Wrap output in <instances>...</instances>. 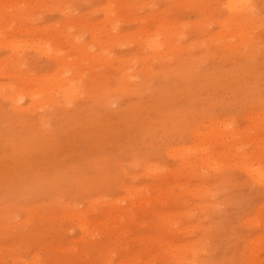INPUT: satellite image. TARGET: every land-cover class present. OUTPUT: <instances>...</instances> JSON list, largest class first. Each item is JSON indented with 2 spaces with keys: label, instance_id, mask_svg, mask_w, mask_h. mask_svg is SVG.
<instances>
[{
  "label": "rangeland",
  "instance_id": "rangeland-1",
  "mask_svg": "<svg viewBox=\"0 0 264 264\" xmlns=\"http://www.w3.org/2000/svg\"><path fill=\"white\" fill-rule=\"evenodd\" d=\"M224 2L0 0V109L6 113L0 118L2 145H6L3 152L4 146H0V264H175L176 255L185 257V251L180 250L186 246L188 255L191 250L195 253L190 252L194 258L186 254L181 264H252L253 258L257 259L254 264H264V252L253 251L261 226L255 227L252 220L264 200L259 185L245 176L241 165L246 159L245 164L257 165L255 155L264 148L260 117L264 116V0H252L256 25L242 31L245 38L254 40L252 51L250 44L239 43L236 27L223 26V35L229 36L214 40L219 32L217 23L229 16ZM155 30L162 31L160 39L163 33L174 37L176 55H187L185 62L190 63L178 77L170 74L176 64L174 54L159 59L151 57L144 47L143 36ZM8 41L17 47L9 49ZM230 41L231 46L239 43L235 44L238 52L229 48ZM257 44L259 48H255ZM248 50L250 56H246ZM59 59L69 68L60 73L62 76H79L75 80L80 81V93L65 107L43 101L29 106L27 94L34 84L26 78L50 75ZM147 68L145 77L142 72ZM121 74L125 79L118 84ZM142 78L148 79L147 86H140ZM12 96L18 109L10 102ZM102 97L109 107L101 102ZM210 123L218 131V127L234 129L237 135L231 154L240 147L226 158L218 155L217 159L213 151L216 158L209 157L210 163L224 161L222 165L214 162L221 166L214 169L204 167L209 163L206 157L199 163L205 150L202 152V144L192 137L194 131L205 132ZM211 139L210 146L217 152L226 148V143L214 148L213 136ZM184 147L192 151L184 155ZM173 148L177 153L171 151ZM179 151L187 165L196 169L199 161L202 170L181 168L175 157ZM237 153L248 157L238 154L236 158ZM227 160H234L227 164L236 168L225 167ZM215 168L229 179L217 181ZM176 185L182 186L180 190ZM203 188L205 198L201 197ZM188 189L197 193L190 191V195ZM135 190L137 195L131 192ZM247 219L250 221L245 224Z\"/></svg>",
  "mask_w": 264,
  "mask_h": 264
},
{
  "label": "bare ground",
  "instance_id": "bare-ground-1",
  "mask_svg": "<svg viewBox=\"0 0 264 264\" xmlns=\"http://www.w3.org/2000/svg\"><path fill=\"white\" fill-rule=\"evenodd\" d=\"M108 1V0H107ZM111 2V1H110ZM225 10L229 13V16H227V18H225V20L224 21H221V22H219V23H217L218 24V27H219V32H218V35H216L215 36V38H214V40H216V41H218V40H220L221 38H223V36H226L227 34L225 33L224 35H223V31L224 30H222V28H223V26H229V27H231V28H233V27H236L237 29H238V33H236V34H238L237 35V37L239 38V43L240 42H244V44L245 43H248V44H250V48H251V51H252V49L253 50H255L254 49V40L251 38V39H248V37L249 36H246V38H245V36H244V33H246V32H248V31H250V28H252V27H255V25H256V21H257V19H255V16H254V13H253V10H254V5L252 4V0H225ZM110 5H111V3H109ZM4 7V6H3ZM21 7V6H20ZM106 8V7H105ZM1 10V9H0ZM112 10V9H111ZM103 11H105V13H106V9L104 10L103 9ZM110 12V11H109ZM255 12V11H254ZM4 13V12H3ZM104 13V14H105ZM0 14H1V12H0ZM240 14H241V16H240ZM109 17V16H108ZM8 18V17H7ZM2 19H4V18H2ZM19 19V18H18ZM21 19V18H20ZM109 19V18H108ZM112 18H110V20H111ZM1 20V19H0ZM107 20V19H106ZM22 21V20H21ZM108 21V20H107ZM3 22V21H2ZM7 22V21H6ZM18 22V21H17ZM21 23V22H20ZM110 23V22H109ZM21 24H23V23H21ZM75 24V23H74ZM14 25V24H13ZM262 25V24H261ZM260 25V26H261ZM158 26H160V25H158ZM163 27V26H162ZM170 28H171V26H169ZM257 27V26H256ZM261 28V27H260ZM224 29V28H223ZM246 29V30H245ZM227 30V29H226ZM232 30V29H231ZM245 30V31H244ZM255 30V29H254ZM98 31V30H97ZM149 31V30H148ZM242 31L244 32V33H242ZM12 32H14V31H12ZM147 32V31H146ZM160 32H162V31H160ZM159 31H157V30H155V31H152V33H147V34H145L143 37H144V47L148 50V52L152 55L151 57H158L159 59H166V57H169L170 56V54H174L175 56H176V64H175V66H174V68L173 69H171L170 70V74H172V75H174V76H179V75H181L182 73H184V70H186L187 69V65L190 63V62H188V64H187V62H185V59H186V57H187V55H183L182 53H180L179 55H176L174 52H178V46H176V45H174V42L175 41H173V39H174V37H165V36H163V35H165L164 33H163V35H162V37H161V39L159 38V36H161V33H160ZM144 33V32H143ZM250 33V32H249ZM255 33V32H254ZM171 34V33H170ZM173 34H175V33H173ZM172 35V34H171ZM234 35V34H233ZM110 36V35H109ZM109 36L107 37V38H109ZM141 36V35H140ZM227 36H229V34L227 35ZM111 37H112V35H111ZM131 37V36H130ZM138 37V36H137ZM177 37V36H176ZM230 37H232L231 35H230ZM251 37V36H250ZM129 38V37H128ZM236 38V37H235ZM244 38V39H243ZM259 38V37H258ZM97 39V38H96ZM111 39V38H110ZM113 39V38H112ZM115 39V38H114ZM118 39V37L116 38V40ZM131 39V38H130ZM225 39V38H224ZM257 39V38H256ZM108 40V39H107ZM125 40V39H124ZM225 40H227V39H225ZM237 40V39H236ZM248 40V41H247ZM99 41V40H98ZM118 41H119V39H118ZM135 41V40H134ZM133 41V42H134ZM95 42V41H94ZM96 42H97V40H96ZM110 42V41H109ZM140 42H142V41H140ZM111 43V42H110ZM131 43V42H130ZM229 43V44H228ZM231 41L230 42H227V44L229 45V48L230 49H232L233 51H237L238 52V50H240V49H235V44H234V46H231ZM234 43V42H233ZM239 43H237L236 45H238ZM116 44V43H115ZM176 44V43H175ZM6 45H8L9 46V49L10 48H14V47H17V46H13L12 45V43L10 42V41H8L7 42V44ZM5 45V46H6ZM72 45H75L76 46V44H74V43H72ZM140 45V44H139ZM228 45H226V46H228ZM258 45V44H257ZM260 45H261V43H260ZM137 46V45H136ZM141 46V45H140ZM194 46V45H193ZM225 46V45H224ZM242 46H244V45H242ZM138 47V46H137ZM189 47V46H188ZM238 47V46H237ZM246 47V46H245ZM77 48H79V49H81L82 47L81 46H78ZM139 48V47H138ZM144 48V49H145ZM201 48V47H200ZM240 48V47H239ZM255 48H259V45H258V47L256 46ZM15 49V48H14ZM189 49H190V47H189ZM192 49V48H191ZM40 50H43V49H40ZM46 50V49H45ZM143 50V49H142ZM141 50V51H142ZM147 50H144V51H147ZM244 50V49H243ZM11 51V50H10ZM88 51V50H87ZM140 51V52H141ZM191 51V50H190ZM45 53H46V51H44ZM48 52V51H47ZM187 52V51H186ZM193 52V51H192ZM237 52H236V54H237ZM241 52H242V50H241ZM244 52V51H243ZM242 52V53H243ZM256 52H259V51H256ZM54 54L56 53V54H60L59 52H57V51H55L54 50V52H53ZM144 53V52H143ZM240 53V52H239ZM253 53L255 54V52L253 51ZM145 54V53H144ZM244 54H245V52H244ZM250 54H251V52L248 50L247 52H246V56H250ZM259 54V53H258ZM100 55V54H99ZM169 55V56H168ZM173 55V56H174ZM256 55V54H255ZM55 56V55H54ZM80 56V55H79ZM84 56V55H83ZM245 56V57H246ZM252 56H254L253 54H252ZM258 56V55H257ZM100 57V56H99ZM99 57H97V58H99ZM104 57V56H103ZM139 57V56H138ZM143 57V56H142ZM141 57V59H143ZM196 57V56H195ZM194 57V58H195ZM198 57V56H197ZM61 58V57H60ZM80 58V57H79ZM158 58H157V60H158ZM193 58V59H194ZM229 58V57H228ZM247 58V57H246ZM250 58V57H249ZM257 58V57H256ZM7 59V58H6ZM104 59H107V58H104ZM141 59L139 60V62H143L144 63V61L142 60L141 61ZM148 59L150 60L151 58H146L145 56H144V60L147 62L148 61ZM153 59V58H152ZM251 59V58H250ZM154 60V59H153ZM155 61V60H154ZM175 61V60H174ZM81 62V61H80ZM108 62V61H107ZM150 62L152 63V61L150 60ZM229 62V61H228ZM83 63V62H82ZM109 63V62H108ZM166 63V62H165ZM79 65V64H78ZM149 65H150V63H149ZM73 66V65H72ZM84 66V65H83ZM82 66V67H83ZM143 66V65H142ZM152 66V65H151ZM74 67V66H73ZM76 67V66H75ZM146 67H148V65L146 66ZM145 67V68H146ZM150 67V66H149ZM71 68V67H70ZM144 67H143V69H145ZM6 69V68H5ZM5 69H4V71H5ZM69 68H68V64L64 61V60H57V61H55V68H54V71L50 74V75H45L43 78H37V79H31V78H26V82H29V83H33L34 85H33V87L34 88H32V90H30V92L27 94V97H28V99L30 100V102H31V104L29 105V106H34V104L36 103V102H40V101H43V103H45V104H47V103H53V105L55 104L56 106H60V107H65V105L66 104H68L69 102H72L70 99H72L73 97H74V95H76L77 96V94H79L80 92V86H79V82H76V80H78L79 79V76L77 75V79L75 80V77H76V75L75 74H73L74 76H62V72L64 71H66V70H68ZM73 69V68H72ZM62 70V71H61ZM81 70H83V69H81ZM141 71H143L142 69H140ZM153 70V69H152ZM69 71V70H68ZM78 71V70H77ZM71 72V71H70ZM80 72V71H79ZM140 71H138V73H139ZM150 72V71H149ZM169 72V71H168ZM60 73H62V74H60ZM75 73V72H74ZM77 73V72H76ZM142 73H145V74H143L145 77H146V73H148V68H147V72L145 71H143ZM157 73V72H156ZM161 74H163V73H161ZM160 74V75H161ZM165 74V73H164ZM70 75V74H69ZM82 75V74H81ZM114 75V74H113ZM158 75V74H157ZM159 75V76H160ZM197 75V74H196ZM161 76H163V75H161ZM173 76V77H174ZM107 77V76H106ZM109 77V76H108ZM143 77V76H142ZM151 77V76H150ZM164 77V76H163ZM82 78V77H81ZM110 78V77H109ZM108 78V79H109ZM154 78V77H153ZM158 78H161V77H158ZM157 78V79H158ZM113 79H114V77H113ZM124 79H125V76L123 75V74H121L120 76H119V80L116 82V83H118V84H120L121 82H123L124 81ZM156 79V78H155ZM110 80V79H109ZM160 80V79H159ZM13 81V80H12ZM100 81V80H99ZM98 81V82H99ZM151 81V80H150ZM161 81V80H160ZM25 82V83H26ZM110 82V81H109ZM108 82V83H109ZM15 83H17V82H15ZM111 83V82H110ZM151 84V83H150ZM112 85V84H111ZM110 85V86H111ZM148 85V79H146V78H142V81H141V83H140V86H147ZM121 86V85H120ZM30 87V86H29ZM115 87V86H114ZM136 87V86H135ZM101 88V87H100ZM139 88V87H138ZM37 89V90H36ZM144 89V88H143ZM177 89V88H176ZM47 90H49V93H47L46 91ZM134 90V89H133ZM138 90V89H137ZM115 91V90H114ZM113 91V92H114ZM184 91H186V90H184ZM145 92V91H144ZM183 92V91H182ZM54 93V94H53ZM183 94V93H182ZM106 95V94H105ZM111 95V94H110ZM109 95V96H110ZM75 96V97H76ZM112 96V95H111ZM116 96V95H115ZM49 97V98H48ZM60 99L61 98V101H53V99ZM102 98H104L103 100L104 101H101L102 103H104V106H107V104H108V100L105 98V97H102ZM110 98V97H109ZM11 100H10V102L11 103H13V106H14V108L15 109H18V108H16L15 107V102L12 100L13 99V96L10 98ZM91 99H93V98H91ZM100 99V98H99ZM199 102V101H198ZM72 104V103H71ZM81 104V103H80ZM53 105H51V106H53ZM77 105H79V104H77ZM111 105V104H110ZM70 106V105H69ZM83 106H84V102H83ZM82 106V107H83ZM107 107H109V106H107ZM138 107V106H137ZM84 108V107H83ZM137 109V108H136ZM43 110V109H42ZM76 110V109H75ZM81 110V109H80ZM4 110H3V108H1L0 109V118H2L3 116L4 117H6L5 115H6V113H4L3 112ZM25 111H26V109H25ZM62 111V110H61ZM63 112V111H62ZM61 112V113H62ZM77 112V111H76ZM114 112V111H113ZM60 113V112H59ZM67 113V112H66ZM260 113V112H259ZM264 113V112H263ZM5 114V115H4ZM63 114V113H62ZM61 114V115H62ZM65 114V113H64ZM261 115V114H260ZM259 115V116H260ZM263 115V114H262ZM262 115L260 116L262 119H263V122H264V116L262 117ZM31 116V115H30ZM130 116V115H129ZM257 117H258V114L256 115ZM8 117V116H7ZM254 117H255V115H254ZM257 117H255V118H257ZM260 117H258L259 119H260ZM26 118V117H25ZM183 118V117H182ZM5 119V118H4ZM249 119H250V116H249ZM253 118H251V120H252ZM65 120V119H64ZM246 120H248V119H246ZM255 120V119H254ZM3 121V120H2ZM38 121L39 122H41V124L43 123V120H42V117H39L38 118ZM67 121V120H66ZM249 121V120H248ZM97 122V121H96ZM111 122V121H110ZM252 122H253V120H252ZM256 122H258V120L256 119ZM256 122L254 123V124H256ZM262 121L260 120L258 123H261ZM66 123V122H65ZM91 123V122H90ZM257 123V124H258ZM214 124V123H213ZM212 123H210L207 127H208V129H206L205 127H206V125H204L205 127V132L203 131L202 133H200V131H194L193 132V136L192 137H196V139L198 140V142H196L197 144H202V152H203V149L205 150L204 151V154H205V156L203 155V157L204 158H202L201 157V151H200V158H198V159H200V162L199 163H201L202 161L204 162V160H202L201 161V159H205V157L207 158V160H208V158L209 157H214L213 155H214V153H213V151H215L216 153V155H217V159H218V155H223V157H225V156H228L229 154H231V152H229V150H230V147H231V145H233L232 143H233V140H234V138H235V134L236 133H234V129L233 130H225V128H223V127H221V128H223L224 130H221V128L220 127H218L220 130L218 131V129H216V126L215 125H213ZM33 125V124H32ZM231 125V124H230ZM252 125V124H251ZM214 126V127H213ZM221 126V125H220ZM88 127V126H87ZM228 127H231V126H228ZM250 127V126H249ZM257 127V126H256ZM253 128V127H252ZM89 129V128H88ZM91 129V128H90ZM249 130V129H248ZM252 130V129H251ZM223 131H227V132H223ZM238 131V130H237ZM60 132V131H59ZM235 132H236V129H235ZM239 132H241V131H239ZM252 132V131H251ZM28 133V132H27ZM246 135H247V130H246ZM249 133V132H248ZM260 133H262V131L260 132ZM203 134V135H202ZM237 135V134H236ZM52 136V135H51ZM208 136H209V138H208ZM210 136L212 137L213 136V138H214V144H212V142H211V144L214 146V148L216 147V145L217 146H220V144L221 143H223V145H224V143H226V148L222 151V152H217V150H215V149H213V147L212 146H210V141H212L213 139H211L210 140ZM35 137V136H34ZM38 137V136H37ZM238 137V136H237ZM236 137V138H237ZM3 138H4V129L3 128H1L0 129V146H4L3 148H2V151L1 152H3L4 150V148H5V146L6 145H2V144H4V140H3ZM53 138V137H52ZM55 138V137H54ZM63 138V137H62ZM240 138V137H239ZM251 138V137H250ZM193 139H195V138H193ZM238 139V138H237ZM248 139V138H247ZM247 139H245V140H247ZM36 140V139H35ZM40 140V139H39ZM50 140V139H49ZM68 140V139H67ZM250 140V139H249ZM248 140V141H249ZM21 141V140H20ZM55 141V140H54ZM66 141V140H65ZM235 141V140H234ZM248 141H246V142H248ZM257 141V140H256ZM259 141V140H258ZM48 142V141H47ZM260 143L262 142V140L261 141H259ZM258 142V143H259ZM42 143V142H41ZM41 143H40V145H41ZM50 143V142H49ZM195 143V144H196ZM238 143V142H237ZM242 143H244V142H242ZM250 143V142H249ZM253 143V142H252ZM46 144V143H45ZM57 144V143H56ZM195 144H194V146H192V148L194 147H196L195 146ZM257 144V143H256ZM256 144L254 145V146H256ZM42 145H44V144H42ZM53 145V144H52ZM77 145V144H76ZM237 145V144H236ZM240 145H242V144H240ZM248 145V144H247ZM246 145V146H247ZM253 145V144H252ZM258 145H260V144H258ZM262 145H264V144H262ZM261 145V146H262ZM55 146H57V145H54V147ZM198 146V148L200 147L201 148V145L199 146V145H197ZM224 146V147H225ZM235 146V145H234ZM190 147V146H189ZM189 147H184L183 149L182 148H179V150H181L182 149V153L184 154V155H186V153L188 154L189 153V151H192V149L191 150H189L190 148ZM19 148V147H18ZM20 148H21V146H20ZM188 148V149H187ZM217 148V147H216ZM222 148V147H221ZM237 148H239V150H240V147L238 146ZM236 148V149H237ZM261 148V147H260ZM44 149V148H43ZM61 149V148H60ZM175 148H173V149H171V151L173 150V152L175 153L176 151L174 150ZM185 149H187V150H185ZM234 149V148H233ZM236 149L234 150L235 152H236ZM264 149V148H263ZM262 149V151L260 152L259 150H258V154H256L255 155V153H254V155H255V159H256V164L257 165H253L252 166V163L250 164V163H248L247 162V164H245L244 163V161H246V160H244L243 162H242V171H244V173L246 174L245 176H247L249 179H251L255 184L257 183V185H259V187H260V193H261V196H262V199L264 200V150ZM0 150H1V148H0ZM8 149H6V151H7ZM52 150V149H51ZM62 150V149H61ZM183 150H185V153H184V151ZM189 150V151H188ZM198 150V149H197ZM197 150H194V152L196 151L197 152ZM220 150V149H219ZM177 151H178V149H177ZM186 151H188V152H186ZM206 151H208V152H206ZM59 152V151H58ZM61 152V151H60ZM60 152H59V154H60ZM173 152H172V155H173ZM194 152L192 153L195 157H196V153L194 154ZM234 152V153H235ZM240 152V151H239ZM242 152V151H241ZM248 152H250V151H248ZM177 153V152H176ZM191 153H190V156H191ZM233 152H232V154H234ZM246 153V152H245ZM4 154V153H3ZM63 154V153H62ZM61 154V155H62ZM73 154V153H72ZM150 154V153H149ZM179 154V155H178ZM178 154H176V158L177 159H179L180 161L178 162L179 163V166L181 167V168H183V169H185V167H190L191 168V166L190 165H187V162H184V160L182 159L183 157H181V155H180V151L178 152ZM231 154V157L232 156H234V155H232ZM238 154L239 153H237V155L235 156L236 158H237V156H238ZM248 154V153H247ZM251 154H253V153H251ZM0 155H1V153H0ZM44 155H46V154H44ZM129 155V154H128ZM177 155L178 156H180L179 158L177 157ZM239 155H243L242 156V158L243 157H248V155H245V154H239ZM78 156V155H77ZM170 157H171V155H169ZM197 156H198V154H197ZM240 156V157H241ZM220 157H222V156H220ZM229 157V156H228ZM24 158V157H23ZM50 158V157H49ZM48 158V159H49ZM75 158V157H74ZM172 158V157H171ZM175 158V159H176ZM185 158H188V157H186L185 156ZM214 158H216V156L214 157ZM213 158V159H214ZM226 158V157H225ZM235 158V159H236ZM238 158H239V156H238ZM251 158V157H250ZM5 159V158H4ZM53 159V158H52ZM55 159V158H54ZM189 159L191 160V158L189 157ZM188 159V160H189ZM197 158H196V160H198ZM216 159V160H217ZM234 159V160H235ZM189 160V161H190ZM209 160H212V159H209ZM206 161L205 160V162H209V163H207L208 165L209 164H211V165H209L210 166V168H208V165L207 164H205V168L207 167V169H212V167H213V169H214V167L216 166L217 168H219V167H221V166H219V164L220 165H222V163L224 162L223 161V159L221 160V161H223L222 163L220 162V160H217V161H213V164H212V161H211V163H210V161ZM233 160V161H234ZM243 160V159H242ZM58 161H62V160H57V162ZM64 161V160H63ZM188 161V162H189ZM228 161L229 160H227L226 161V164L228 163ZM233 161H229V162H233ZM236 161V160H235ZM234 161V162H235ZM47 162V161H46ZM65 162V161H64ZM198 162H196L197 163V166L199 167V165H198ZM214 162H220L219 164H217L216 163V165H214L215 163ZM237 162V161H236ZM240 162V161H239ZM250 162H252V161H250ZM12 163H13V161H12ZM35 164H36V161L34 162ZM41 163V162H40ZM62 163V162H61ZM66 163V162H65ZM78 163V162H77ZM101 163V162H100ZM27 164V163H26ZM57 164V163H56ZM91 164V163H90ZM192 164V163H191ZM224 164V163H223ZM229 164V163H228ZM227 164V166L226 165H224L225 167H229V168H231V169H233L235 166H232V167H230L229 165ZM237 164V163H236ZM235 163H234V165H236ZM254 164V163H253ZM12 165V164H11ZM23 165V164H22ZM25 165V164H24ZM32 165V164H31ZM47 165V164H46ZM50 165V164H49ZM55 165V164H54ZM53 165V166H54ZM214 165V166H213ZM239 165V164H238ZM21 165H19L18 167H20ZM26 166V165H25ZM41 166H43V165H41ZM155 166H156V164H155ZM196 166V165H195ZM240 166V165H239ZM6 167V166H5ZM5 167L4 168H2V169H5ZM22 167V166H21ZM20 167V168H21ZM52 167V166H51ZM61 167V166H60ZM76 167V166H75ZM198 167L196 168V169H198ZM201 167L203 168V166H202V164H201V166L199 167L200 169H201ZM12 168V167H11ZM10 168V169H11ZM45 168V167H44ZM48 168H50V167H48ZM65 168V167H64ZM151 168V167H150ZM150 168L148 167L147 169H149L150 170ZM154 168V167H153ZM163 168V167H162ZM192 168H193V166H192ZM191 168V169H192ZM195 168V167H194ZM236 168V167H235ZM7 169H9V168H7ZM16 169H18V168H16ZM32 169V168H31ZM34 169V168H33ZM93 169V168H92ZM196 169H192V170H195L196 171ZM206 169V170H207ZM216 169V168H215ZM224 168H223V166H222V170H223ZM20 170V169H19ZM18 170V171H19ZM29 171H30V169H28ZM41 170H44V173H45V169H41ZM73 170V169H72ZM148 170V171H149ZM154 170H156V169H154ZM177 170H178V167H177ZM189 170V169H188ZM192 170H190V171H192ZM202 170V169H201ZM217 170V169H216ZM220 170V169H219ZM219 170H217L218 172V174L216 175V180L217 181H225V180H228L229 178H228V175H226V173H222V172H219ZM241 170V169H240ZM31 171H33V170H31ZM53 171H57V170H53ZM52 171V172H53ZM148 171H146V172H148ZM151 171H153L152 169H151ZM170 171V170H169ZM181 171V170H180ZM195 171H193V173L195 172ZM207 171H209V170H207ZM213 172H215L214 170H212ZM211 171V172H212ZM61 172H64L63 170L61 171ZM156 172V171H155ZM188 172V171H187ZM197 172H198V170H197ZM196 172V173H197ZM201 172V171H200ZM203 172V171H202ZM10 173V172H9ZM49 173H50V171H49ZM60 173V172H59ZM177 173H179V171L177 172ZM183 173V172H182ZM186 173V172H185ZM184 173V174H185ZM192 173V172H191ZM206 173V172H205ZM24 174V173H23ZM50 174H52V173H50ZM49 174V175H50ZM56 174V173H55ZM148 174V173H147ZM154 174V173H153ZM187 174V173H186ZM189 174V173H188ZM199 174V173H198ZM198 174H197V176H198ZM204 174V173H203ZM241 174V173H240ZM12 175V174H11ZM34 175H35V173H34ZM48 175V176H49ZM57 175H59L60 176V174H57ZM68 175V174H67ZM156 175H158V174H156ZM155 175V176H156ZM168 175V174H167ZM192 175V174H191ZM196 175V174H195ZM201 175V174H200ZM238 175V174H237ZM242 175V174H241ZM241 175H240V177H241ZM4 176V175H3ZM24 176V175H23ZM22 176V177H23ZM66 176V175H65ZM111 176V175H110ZM190 176V175H189ZM208 176V175H207ZM243 176V175H242ZM63 177V176H62ZM194 177V176H193ZM210 177V176H209ZM30 178V177H29ZM48 178V177H47ZM57 178V177H56ZM64 178V177H63ZM161 178V177H160ZM247 178V179H248ZM31 179V178H30ZM52 179V178H51ZM102 179V178H101ZM195 179V178H194ZM196 179H197V177H196ZM54 180V179H53ZM60 180V179H59ZM112 180V179H111ZM235 180H236V178H235ZM163 181V180H162ZM205 181H207V180H205ZM241 181V180H240ZM50 182V181H49ZM48 182V183H49ZM107 182V181H106ZM204 182V181H203ZM65 184V183H64ZM203 184V183H202ZM250 184V183H249ZM238 185V184H237ZM177 186V185H176ZM180 187H182V186H177V188H179V190H180ZM195 187V186H194ZM13 188V187H12ZM174 188H175V186H174ZM196 188V187H195ZM206 188L208 189L209 187H207L206 186ZM134 189V188H133ZM136 189V188H135ZM161 189V188H160ZM172 189V188H171ZM191 189V188H190ZM128 190V189H127ZM126 190V191H127ZM142 190V189H141ZM141 190H138V191H141ZM194 190H196V189H194ZM193 189H192V191H194ZM197 190H198V188H197ZM197 190H196V193H197ZM206 190V189H205ZM205 190H204V188H203V192H202V195L203 196H201L202 198H205L204 197V192H205ZM129 191V190H128ZM134 191V190H133ZM133 191H131L132 192V194H136L137 192H136V190H135V193L133 192ZM191 191V190H190ZM190 191H189V189H188V193H190ZM191 191V192H192ZM130 192V193H131ZM200 192V191H199ZM130 193H129V196H128V198L130 197ZM141 193V192H140ZM172 193V192H171ZM187 193V194H188ZM195 193V194H196ZM204 193V194H203ZM206 193H208L207 191H206ZM211 193V192H210ZM131 194V195H132ZM142 194V193H141ZM164 194V193H163ZM137 195V194H136ZM165 195V194H164ZM179 194H177V196H178ZM190 195H191V193H190ZM199 195H201V194H199ZM199 195H197L198 196V198L200 197ZM206 195V194H205ZM175 196V195H174ZM123 197V196H122ZM126 197V196H125ZM133 196H131V200L133 199L132 198ZM183 197V196H182ZM181 197V198H182ZM211 197H213V194H212V196ZM127 198V197H126ZM180 199V198H179ZM134 200V199H133ZM156 200V199H155ZM159 200V199H158ZM163 200V199H162ZM94 201V200H93ZM130 203H131V201H129ZM142 202H144V201H142ZM167 202V201H166ZM96 203H98L97 201H96ZM100 203V202H99ZM98 203V204H99ZM110 203V202H109ZM139 203V202H138ZM141 203V202H140ZM185 203V202H184ZM129 204V203H128ZM143 204V203H142ZM141 204V205H142ZM159 204V203H158ZM130 205H132L133 206V204H130ZM129 205V206H130ZM138 205V204H137ZM140 205V204H139ZM140 207V206H139ZM85 209V208H84ZM130 209V208H129ZM197 209H199V208H197ZM87 211V210H86ZM86 211H84V212H86ZM128 211V210H127ZM127 211L125 212L126 214H127ZM207 211V210H206ZM209 211V210H208ZM83 212V211H82ZM81 212V213H82ZM124 212V211H123ZM131 212V211H130ZM129 212V213H130ZM255 212H256V215H255V217L254 218H252V220H253V223H255V227L257 226V225H260L261 226V233L259 234L260 236H259V238L258 237H254L255 238V242L257 243V246L255 247V249L256 250H253V251H256V252H258V251H263L264 252V202H263V204L259 207V208H256L255 209ZM81 213H79V215H81ZM87 213H89V212H87ZM204 213V212H203ZM83 214V213H82ZM131 214V213H130ZM172 214V213H171ZM170 214V215H171ZM175 214V213H174ZM173 214V215H174ZM189 214V213H188ZM35 215V214H34ZM78 215V214H77ZM170 215H168V216H170ZM172 215V216H173ZM177 215V214H176ZM179 213H178V217H179ZM186 215V214H185ZM254 215V214H253ZM67 216V215H66ZM75 216V215H74ZM65 217V216H64ZM72 217V216H71ZM132 217V216H131ZM161 217H163V215L161 216ZM174 217V216H173ZM181 217V216H180ZM76 218V217H75ZM82 218V217H81ZM84 218V217H83ZM160 218V217H159ZM158 218V219H159ZM174 218H176L175 220L176 221H178L179 219L177 218V217H174ZM78 219L80 220V217H78ZM77 219V220H78ZM169 219H171L170 217H169ZM173 219V218H172ZM171 219V220H172ZM178 219V220H177ZM88 220V219H87ZM165 220H167V225L169 224V222H168V218L166 219L165 218ZM170 220V221H171ZM250 221V219H247V220H245V224H248V222L247 221ZM105 221V220H104ZM173 221H174V219H173ZM176 221H174L175 223H176ZM180 221V220H179ZM80 222V221H79ZM85 222H86V220H85ZM92 222V221H91ZM90 222V223H91ZM87 223V222H86ZM85 223V224H86ZM244 223V222H243ZM81 224V223H80ZM79 224V225H80ZM82 224H84V221L82 222ZM87 224H89V221H88V223ZM91 224H93V223H91ZM172 224H173V222H172ZM179 224V223H178ZM63 225V224H62ZM90 225V224H89ZM173 225H176V224H173ZM173 225H172V227H173ZM250 225V224H249ZM254 225H252V227H253ZM85 227V226H84ZM107 227V226H106ZM199 228H200V226H198ZM247 227H248V225H247ZM250 227V226H249ZM79 228H80V230H82L83 231V229H81L82 227H80L79 226ZM258 228H259V226H258ZM61 229V228H60ZM191 229V228H190ZM195 229V228H194ZM94 230L95 229H93V230H90V231H93V232H89V230L88 231H86V232H89V235L91 236V233L93 234L94 233ZM195 230H197V229H195ZM260 230V229H259ZM199 231V230H198ZM83 232H85V231H83ZM85 234V233H84ZM95 235V234H94ZM97 235V234H96ZM89 236V237H90ZM92 237V236H91ZM257 238V239H256ZM251 240V242H253L254 241V239H253V241H252V239H249V241ZM196 241V240H195ZM200 241V240H199ZM199 241H197V242H199ZM202 241V240H201ZM205 241V240H204ZM248 241V240H247ZM249 241H248V243H249ZM251 242H250V245H251ZM202 243H204V245H205V243L206 242H202ZM208 243V242H207ZM206 243V244H207ZM247 243V244H248ZM191 245L192 244H194V245H196L195 243H190ZM198 244H200V243H198ZM159 245V244H158ZM168 245V244H167ZM187 244H185V246H186ZM256 245V244H255ZM159 246H162V245H159ZM165 246V245H164ZM168 246H170V245H168ZM182 246V245H181ZM176 247V246H175ZM184 247V246H183ZM182 247V248H183ZM187 247V246H186ZM183 248L182 250H180V251H185V253H183V254H185V257H186V254L188 255V253L186 252V250L187 251H189L187 248ZM192 246H188V248L191 250L192 248H191ZM200 247V246H199ZM75 248V247H74ZM166 248V247H165ZM168 249H170L169 247H167ZM166 248V249H167ZM172 248H174V246L172 247ZM201 248V247H200ZM250 248V247H249ZM163 249V248H162ZM178 249H180V246H179V248H175L174 250L176 251H178ZM195 249V248H194ZM193 249V250H194ZM203 249H204V246H203V248L201 249L202 251H203ZM252 249V248H251ZM253 249H254V247H253ZM196 250H197V248H196ZM196 250H194L195 252H196ZM201 250H200V252H201ZM248 251H250V249H247ZM246 250V251H247ZM163 251V250H162ZM166 251V250H165ZM198 251V250H197ZM244 251V250H243ZM247 251V252H248ZM164 252V251H163ZM190 252H192L193 253V251L191 250ZM189 252V255H188V257L189 256H191L190 253ZM200 252H198V253H200ZM251 252V251H250ZM171 253H176V252H171ZM180 253V252H179ZM252 253V252H251ZM255 253V252H254ZM177 254V253H176ZM193 254H195V253H193ZM202 253H200V255H201ZM173 255V254H172ZM197 255V254H196ZM196 255H194V256H196ZM254 255V257H256V254H253ZM259 255V254H258ZM176 256H178V257H176L175 258V264H181V261L183 260V258H185L184 257V255H176ZM171 257H173V256H171ZM174 257H175V255H174ZM193 256H191V258H192ZM201 257V256H200ZM39 258V257H38ZM194 258V257H193ZM171 259H173V258H171ZM264 259V258H263ZM35 260V259H34ZM256 261H257V259L256 258H253L252 260H251V262H252V264H254V263H256ZM35 262V261H34ZM33 262V263H34ZM32 262H30V264H33ZM250 264V263H249ZM259 264H260V262H259Z\"/></svg>",
  "mask_w": 264,
  "mask_h": 264
}]
</instances>
